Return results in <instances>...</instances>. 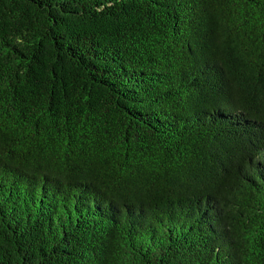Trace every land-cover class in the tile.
<instances>
[{
	"label": "trees",
	"instance_id": "1",
	"mask_svg": "<svg viewBox=\"0 0 264 264\" xmlns=\"http://www.w3.org/2000/svg\"><path fill=\"white\" fill-rule=\"evenodd\" d=\"M0 264H264V0H0Z\"/></svg>",
	"mask_w": 264,
	"mask_h": 264
}]
</instances>
